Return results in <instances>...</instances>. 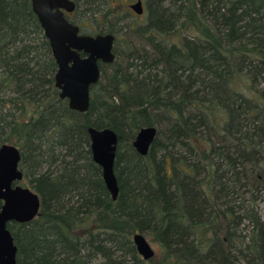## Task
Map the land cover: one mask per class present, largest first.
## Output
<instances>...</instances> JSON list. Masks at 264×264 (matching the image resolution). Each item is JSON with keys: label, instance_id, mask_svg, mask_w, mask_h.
<instances>
[{"label": "rangeland", "instance_id": "rangeland-1", "mask_svg": "<svg viewBox=\"0 0 264 264\" xmlns=\"http://www.w3.org/2000/svg\"><path fill=\"white\" fill-rule=\"evenodd\" d=\"M72 1L77 6L72 20L82 31L102 32L107 22L113 28L118 37L114 64L144 97H163L183 82L190 106L179 110L167 100L156 113L164 123L178 118L186 140L182 145L164 126L153 127L159 143L139 154L133 142L143 120L131 109L120 114L103 107L107 65L101 66L103 78L89 89L90 105L83 113L70 109L68 99L51 86L31 91L24 75L51 81L52 57L38 34L15 37L10 47L22 54L19 65L0 56V147L14 143L20 153L19 186L39 198L33 220L8 224L16 264H112L114 256L129 264H238L218 260L217 248L198 233L203 225L222 224L231 217L240 219L233 232L235 255L248 250L254 264H264V0L150 3L147 21L156 20L161 28L177 25L183 49L178 54L161 46L157 71H144L134 62L146 45L136 30H129V16H111L120 0ZM21 2L10 1L5 12L0 5V16L17 17ZM154 12L158 15L153 18ZM253 18L260 22L257 39L249 34ZM193 20L200 22L210 42L191 26ZM103 128L117 136L114 200L102 168L93 162L88 133ZM156 183L162 184L160 192L149 189ZM211 188L219 195L213 201L205 196ZM94 233L101 234L105 256L96 249L100 246ZM135 234L154 251L149 261L138 255ZM223 252L232 250L226 246Z\"/></svg>", "mask_w": 264, "mask_h": 264}, {"label": "water", "instance_id": "water-1", "mask_svg": "<svg viewBox=\"0 0 264 264\" xmlns=\"http://www.w3.org/2000/svg\"><path fill=\"white\" fill-rule=\"evenodd\" d=\"M53 58L58 66L55 76L60 87V97L67 98L69 108L80 113L87 110L89 88L99 79L97 63H111L113 37L78 36V28L71 26L63 17L61 10L72 12L74 3L69 0H30ZM80 53L85 58H80ZM93 162L102 168V177L113 200L118 193L113 174L117 136L111 129H89ZM156 129L145 126L135 136L133 146L145 155L155 141ZM20 153L11 144L0 147V264H16V247L7 225L26 224L33 220L39 211V198L29 189L17 183L22 180L19 170ZM138 255L149 261L154 256L147 240L135 234L132 238Z\"/></svg>", "mask_w": 264, "mask_h": 264}, {"label": "trees", "instance_id": "trees-1", "mask_svg": "<svg viewBox=\"0 0 264 264\" xmlns=\"http://www.w3.org/2000/svg\"><path fill=\"white\" fill-rule=\"evenodd\" d=\"M10 1L12 0H0V5L2 6L1 9L3 12H5L6 8L8 7ZM20 3L21 0H18ZM21 12L17 15V17L14 18H7L5 15L0 16V56L5 59V61L11 65H19L18 63L21 62L22 54L17 53L14 51L11 47V41L15 37H20L21 35H27V34H38L39 37L42 39L40 29L38 27V23L36 22V19L31 12V5L28 0H23L21 2ZM193 13V12H192ZM158 13L153 14V18L156 17ZM193 16L194 13H193ZM257 16V13H255V17ZM155 22L156 20H152ZM254 23V27L249 32L250 36H252L253 39H257L259 35L258 31V25L259 21L255 18L252 19ZM203 38L205 42H210L208 40L209 35L207 32L202 31ZM255 37V38H254ZM218 53H222L221 49H217ZM156 60H158V54L159 49L155 51ZM145 53V52H144ZM222 56V54H220ZM134 62L137 63L138 67L142 68L144 71H147L148 69H152L153 71H157V68L154 66L156 62L151 59V56H148L147 53H145V56L139 60L138 58H133ZM110 75L108 76L109 81L108 85L106 87L107 90V97L108 99L104 103V109H109L112 107L113 111L116 113H122L126 109H131L134 111V114L139 116L143 120V126H151L157 128H162L164 126L165 131L168 134H171V136L175 137L178 141H180L182 145H184V141L186 138L181 132L180 124L178 122V118L176 119L175 116H173L168 122L164 123L159 115L156 113L158 105L160 103H164L167 100L172 101L174 104H176V109H183L185 107L190 106V98L186 94V91L184 89L183 82H177L175 83L170 89L167 94H165L163 97L160 94H153L149 97H144L143 94L139 92L138 89L135 88L134 80L131 79V77H126V75L123 74L121 68L118 66H113L109 68ZM125 79H124V78ZM25 81L27 85L29 86L30 90L33 92H39L41 89L45 88L46 86H51L50 81H41L35 78L34 76H31L29 74L24 75ZM216 100H218L216 98ZM206 110L212 112V108L206 107ZM35 128L37 129L39 134H43L42 128L35 123ZM159 135V133H158ZM158 142V138L156 136L155 141L153 142V146H156ZM9 144L14 145V143L9 142ZM15 146V145H14ZM75 178L72 174H70L69 182L73 186ZM19 185V183H17ZM160 183H156L154 185H150L149 189L152 191H159L161 190ZM156 191V192H157ZM156 195L159 194L156 193ZM205 196L210 201L215 200L219 197L218 192H216L214 189H208L207 192H205ZM180 220L183 223H189L190 218L188 217H180ZM240 221V219H236L235 217L227 218L226 222L220 224V223H211L210 225H203L202 228L199 229L198 233L200 236H202L205 240V242L211 244V246H214L217 248V250H214L218 255L219 259L223 262L228 263V260L233 259L235 263L238 262V264L242 261L243 264H254V256L252 253L248 250H242L239 251L237 255H235V252H233L234 249V237L233 232L234 228L236 227V224ZM191 224V223H190ZM7 229L10 232L9 226L7 225ZM93 231L90 230V233ZM11 233V232H10ZM12 235V233H11ZM94 240L97 241L94 243H98V247L96 248L99 252L102 253L103 256H105L106 251L104 250V247L101 246V234L94 233ZM205 236H208V238H205ZM13 237V236H12ZM202 238V239H203ZM14 240V239H13ZM95 245V246H97ZM206 245V244H205ZM225 245V246H223ZM228 246L229 251L232 253L226 254V252H223V248ZM117 256H114V259L112 261V264H129L126 262L127 260H122L121 258H116ZM126 260V261H125ZM40 260H38L39 262ZM159 264V263H156Z\"/></svg>", "mask_w": 264, "mask_h": 264}, {"label": "flooded vegetation", "instance_id": "flooded-vegetation-1", "mask_svg": "<svg viewBox=\"0 0 264 264\" xmlns=\"http://www.w3.org/2000/svg\"><path fill=\"white\" fill-rule=\"evenodd\" d=\"M69 1L74 3V1H72V0H69ZM157 1L158 0H153V2H149V0H120L119 2H116V4L113 6V8H115L118 12H116V13L112 12V14H111V16L114 17V16H117L119 13H122V14H126L127 16H129L131 18V22L128 25L129 30H131V31L136 30L134 32H138V36L144 38L143 41L145 42V45H146L140 53L141 56L138 53L137 57L142 58L145 56V53H147L148 56H151V59L154 60V62H156V56H155L156 52L155 51L158 50L161 46L163 48H165L166 50L176 51L178 54H182V52H183V49L179 46V40H180L181 32H180L179 27L177 25L175 27H173V29L166 28V26H163L161 28V26L157 27L156 24L152 21V19H150V21H147V12L149 11V4L150 3L155 4L154 2H157ZM30 5H31V2H30ZM76 7L77 6L74 3L72 12H66L65 10L62 9L61 13H62L63 17L66 19V21L71 26L78 28V33H77L78 36L95 37L97 35H100V36L111 35L113 37V43H112V49H111V53L113 55V61L111 63H104L102 61H99L97 63L98 69H99V79L96 82V84H98L99 81L103 78V72H102L101 66L107 65L108 68L116 66L114 64L115 63V56L113 54V50L115 47L118 48V44H117L118 37H117V34L113 31V28L111 26L109 27L108 22L105 24V26H107V27L102 32L99 31L98 33L93 34V33H86L84 31H82L81 25L79 23L74 22L72 20V17H71L75 12ZM31 12L33 13L32 7H31ZM33 15L36 19V22L38 23V27L40 29L42 39L45 41L46 47L48 48V52L52 57V64H53L54 69H52V72H51L52 79L50 81V85L55 90H60V87H57L56 80H55V76H56V73L58 71V66L56 64L55 59L53 58L49 42L45 37L44 31H43L36 15L34 13H33ZM146 21H147V23L144 25V23ZM97 22L100 23V20L97 19ZM191 26L195 27V30L196 29L200 30V35L203 38V33H202L203 30H202L200 22L198 23L196 20H193L191 22ZM199 26H200V28H199ZM195 37L197 39L202 40V38L199 36L198 33H196ZM137 57H135V58H137ZM80 58H85V55L83 53H80ZM140 71H141L140 73L142 74L143 70H140ZM96 84H94L92 86H95ZM68 105H69V103H68ZM89 105H90V102H88L87 110H88ZM91 105H92V103H91ZM103 129H105V128H103ZM107 129H109V128H107ZM156 132H157V130H156ZM156 136H157V133H156ZM148 151H149V149H148ZM148 151H147V153H148ZM19 185H20V182H19Z\"/></svg>", "mask_w": 264, "mask_h": 264}]
</instances>
